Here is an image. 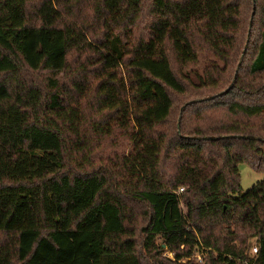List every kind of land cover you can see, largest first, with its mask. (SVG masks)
Instances as JSON below:
<instances>
[{"label": "trees", "instance_id": "trees-1", "mask_svg": "<svg viewBox=\"0 0 264 264\" xmlns=\"http://www.w3.org/2000/svg\"><path fill=\"white\" fill-rule=\"evenodd\" d=\"M104 137L128 149L93 169ZM242 164L264 0H0V264H264Z\"/></svg>", "mask_w": 264, "mask_h": 264}, {"label": "rangeland", "instance_id": "rangeland-1", "mask_svg": "<svg viewBox=\"0 0 264 264\" xmlns=\"http://www.w3.org/2000/svg\"><path fill=\"white\" fill-rule=\"evenodd\" d=\"M224 113L219 112L216 114V117H223ZM175 120H172L171 123L174 124ZM102 146L98 149H95L94 151V163H93V169L98 168L100 166V157L103 158H107L110 157L111 154L114 151H120V152H124L128 149L127 143L123 140H119L118 138H108V137H104L102 139ZM104 164V163H103ZM69 167H73L71 161L67 162L66 164V170ZM108 167H110V165L108 164ZM240 170H241V183H242V188L244 189V191H248L250 189H252L256 184H258L259 182H261L264 179V175L263 174H258L254 171H252L247 165L242 164L240 165ZM137 210H140L141 207L140 206H135ZM142 219V218H141ZM166 256V255H165ZM170 256V255H167ZM143 259V264H158V261L156 260H152L149 261L148 257L143 255L142 256Z\"/></svg>", "mask_w": 264, "mask_h": 264}, {"label": "built area", "instance_id": "built-area-1", "mask_svg": "<svg viewBox=\"0 0 264 264\" xmlns=\"http://www.w3.org/2000/svg\"><path fill=\"white\" fill-rule=\"evenodd\" d=\"M180 192L182 193V192H183V189H181ZM252 253H253V255H255V254L258 253V249H257V247H253V248H252ZM197 259H198L199 262H202V261H203V260H202V257H201L200 255L197 256Z\"/></svg>", "mask_w": 264, "mask_h": 264}, {"label": "water", "instance_id": "water-1", "mask_svg": "<svg viewBox=\"0 0 264 264\" xmlns=\"http://www.w3.org/2000/svg\"><path fill=\"white\" fill-rule=\"evenodd\" d=\"M248 46V45H247ZM247 46H246V48H247ZM242 64V59H241V61H240V64H239V66Z\"/></svg>", "mask_w": 264, "mask_h": 264}]
</instances>
